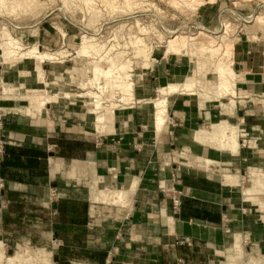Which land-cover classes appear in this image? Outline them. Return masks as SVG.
Here are the masks:
<instances>
[{
  "label": "crops",
  "instance_id": "obj_1",
  "mask_svg": "<svg viewBox=\"0 0 264 264\" xmlns=\"http://www.w3.org/2000/svg\"><path fill=\"white\" fill-rule=\"evenodd\" d=\"M235 66L245 74L239 91L249 95L231 114L172 95L160 134L148 103L155 72L135 86L134 104L116 111L104 135L89 111L0 109V242L36 231L59 264H226L239 245L264 257V192H245L251 173L264 174V100L251 99H264V57L237 56ZM156 73L167 83L181 76L173 61ZM223 115L248 134L237 155L194 138ZM225 171L240 175L238 184L224 181ZM104 189H133L130 208L95 201ZM173 192L181 196L178 211Z\"/></svg>",
  "mask_w": 264,
  "mask_h": 264
},
{
  "label": "rangeland",
  "instance_id": "obj_2",
  "mask_svg": "<svg viewBox=\"0 0 264 264\" xmlns=\"http://www.w3.org/2000/svg\"><path fill=\"white\" fill-rule=\"evenodd\" d=\"M15 1L6 0L4 5L0 3V35L2 31L8 33L24 49L37 46L43 53L59 54L56 60L47 61L42 65L48 82V85H46L38 80L35 72L36 62L28 59L16 61L15 58L18 55L13 56L7 53L10 51L19 53L20 51L14 49L8 51L5 42L0 36V109L2 113H4L3 111H26L29 114L40 113V110L35 109L21 99V95H31L39 91H46L45 96L58 94L52 105H60L63 108L72 107L85 112L89 111L93 108L91 105L92 99L78 98L73 95L89 91L99 92V85L94 84L93 87L90 85L87 89H82L81 84L94 79L92 70L96 58H103L107 54V50L115 46V50L109 54L110 58L115 56L119 50H124L125 55L121 61L131 62L132 69L130 73L134 76L135 86L149 79L150 75L155 72L154 99L158 95L155 90L161 85L188 83L193 85L192 91L196 94L192 98L195 102L198 100L202 108L207 107V104H209L213 107H219L218 111H225L226 114H231L233 109H235L238 97L244 98L249 95L246 92L239 91L240 88L237 81L243 80L245 74L242 75L240 72L243 73V71L235 66L236 57H245L247 54L251 57L259 55L264 57V22L258 23L256 21L258 17L264 18V0H200V4L198 2L192 3V0H132L129 3H125L124 0ZM198 27L203 29L201 30ZM2 28L7 30L4 31ZM200 31L211 37L223 38L216 41V44L219 43L222 46L221 50L223 51L220 50L212 58H200L189 53L185 55L166 54L165 43L170 40L175 32L181 33L185 37H190L193 35L197 36ZM83 35L89 38L96 37V40L97 38L99 39L98 42H102L105 45L98 57H85L78 54L82 48ZM137 38L142 40V46L138 51H141L143 56H147L144 59L145 64L149 65L146 70L142 67L141 62L133 57L132 48L129 45ZM223 40L227 43L224 44L225 41L223 42ZM224 46L226 51L231 49L230 52L232 53L229 58L223 59V62L230 64L233 61V69L237 75V81L233 83L232 91L237 92L238 90L240 96L229 93L223 94L219 86L216 67L218 61L222 60L225 50ZM105 58L106 60L104 59L99 64L103 68H108V59L107 57ZM169 61L170 63L171 61L174 64L176 63L177 70L181 72V76L177 78L176 83H167L169 80L166 76H159L156 73V71H165V66ZM200 65L203 66L201 71H199ZM3 67L6 68L5 72H2ZM5 87L16 90L10 91L9 94H4ZM66 93L72 96L66 98L64 97ZM111 93L113 94V92ZM44 98L43 95L39 96L40 100ZM154 99L148 101V103H151L149 104L151 108H153ZM251 99L255 103H258L257 100H264L262 97L253 96ZM121 106L116 107L115 111L127 105L121 104ZM225 116H216L217 118L214 122H226L231 126L238 127L240 144L249 146V144L243 143L244 140H247L246 137L248 135L244 132L243 127L238 126L236 122L232 123V121L227 120ZM169 120L168 115L167 121L169 122ZM200 130L212 132L214 128L209 125L208 128ZM210 145L213 149L223 152L220 148ZM212 163L211 161L204 162L206 166ZM251 174L264 176L261 172ZM248 189L250 190L251 188ZM252 189L256 190L254 191L255 193L264 192L262 189L257 190L254 185H252ZM23 234L27 235L20 238L19 241L17 240L16 243L10 241L0 242V248L5 250L6 256L16 257L19 264H43L44 261L42 263L40 260L47 255L50 256L49 264H59L56 255L54 253L53 255L51 254L50 241L44 240V245H38L39 238L36 231H28ZM55 242L56 240L53 241L54 244ZM240 248H243V246L239 245L236 250L232 251L230 256H228V260ZM245 253L246 258L252 256L261 258L263 256L260 253L256 255L247 251ZM3 262L8 264L6 259Z\"/></svg>",
  "mask_w": 264,
  "mask_h": 264
},
{
  "label": "bare ground",
  "instance_id": "obj_3",
  "mask_svg": "<svg viewBox=\"0 0 264 264\" xmlns=\"http://www.w3.org/2000/svg\"><path fill=\"white\" fill-rule=\"evenodd\" d=\"M130 1L132 0H124L125 3H129ZM197 2L200 4V0H192V3H197ZM0 3L4 5L6 4V0H0ZM256 21L258 23L259 22L263 23L264 18L258 17ZM199 29L202 30L203 28H199ZM2 30L5 31L7 29L2 28ZM0 36L2 40L5 42V45L8 51H10L11 49H14V50H19L21 52V53L20 52L16 53V51L14 52L10 51L7 54L8 55L11 54L13 56L18 55L17 58H15L16 61H21L23 59L35 61L36 62L35 72L38 77V80L41 83L48 85L42 65L46 63L47 61L51 62V61L56 60V57L59 53L58 54L43 53L38 49L37 46L24 49L23 46L18 41H15L13 38H11V36L8 35V33L2 31ZM95 38L96 37L89 38L88 36L83 35L82 43H81L82 48L80 49L78 54L84 55L85 57L86 56L88 57L94 56V58L95 56L98 57L101 50L105 48V45H103L102 42H98L99 41L98 38L97 40ZM219 39L222 40L223 38L213 37V36L211 37L208 34L204 33L203 31L198 32L197 36L193 35L190 37H185L183 36V34L175 32V34L170 38V40L165 43L166 44V54H175V55L184 54L185 55L186 53L187 54L189 53L192 56L196 55L197 57L199 56L200 58L201 57L212 58L214 57L215 54H217L221 50L222 46H220L219 43L216 44L217 43L216 41ZM224 39H225V36H224ZM224 41L225 40H223V42ZM141 43H142V40L137 38V40L131 42L129 45L131 46L130 48H132L133 57L136 60H139L141 64L143 65L142 67L146 70L149 67V65L145 64V60H144L147 58V56H143L142 52L138 51L140 50V47L142 46ZM226 43L227 42L225 41L224 44ZM114 47L115 46L110 47L106 52L107 54L105 53L106 55L104 57L102 56L103 58H96L97 61L92 57L95 60L94 62L95 65L92 70L94 74V79H90L87 82L84 80L85 82H83L82 84L80 83L82 85L81 87L82 89H87L88 86L90 85L93 87L94 84L99 85V92L95 93V92L89 91V92H83L80 94L73 95L78 98L92 99L91 105L93 106V108L89 110V114L94 117L95 131H96V134L98 135H104L105 133L111 132L113 130L114 122H115L116 107L121 106V104L129 106V104H131L134 101L135 80H134V76L130 73V70L132 69L131 68L132 64L129 61H124V62L121 61L122 57L125 55V53L123 52L124 50L123 51L119 50L117 54L115 53L116 54L115 56L110 58L109 54H111V52L115 50ZM224 49H225V46H224ZM228 50L227 51L226 49L224 50L223 55H222V60L218 61V64L216 67L217 73H218L219 86L223 94L229 93V94L238 96V93L236 91H232L233 86H234L233 83L237 81L236 71L233 69L234 63L233 61L230 62V64H226L225 62H223V59L225 58L227 59L229 58V56H231V53H232L230 52L231 49H228ZM60 55L62 54L60 53ZM105 57H107L108 59L107 60L108 68H103L99 64V62L104 61V59L106 60ZM201 67L203 68V66L200 65L199 71L202 70ZM192 87H193L192 84L185 83V84H180V85L179 84L178 85L166 84L158 88L157 98L153 100L154 127L158 134L164 131V128L168 120V114H169L168 113V100H169L168 97L174 94L176 95L177 93L187 94L190 96H196V94H194L192 91ZM14 90L13 88L5 87L3 92L4 94H9L10 91L13 92ZM111 92H113V94ZM45 93L47 92L39 91L31 95L30 94L24 95V96L21 95V99L29 103L35 109H38L41 111L43 109H46L48 105L54 103V100L56 99V97H58V94L54 96L52 95L45 96ZM41 95L45 97L43 100L39 99V96ZM70 96L72 95H70L69 93L64 94V97L66 98H69ZM213 128L214 130L212 132L202 131V130L196 131L194 133V138L196 139L197 142L206 143L209 145L212 144L213 146L220 148V150H222L224 153H230V154L237 155L242 146L239 142L240 141L239 140V128L231 126L227 124L226 122H219L217 123V125L216 124L213 125ZM223 177L225 178L224 181L231 182L232 184H235V185L238 184L239 179L241 178L240 175L238 174L233 175L227 171H225V174ZM250 177H251L250 180L252 182V185H254V187H256L257 190H261V189L264 190V176H260L258 174H251ZM132 188L134 187L132 186ZM254 191L256 190L254 189L245 190V192L249 195L255 193ZM132 193H133V189L131 190L129 189L128 190L105 189V190L98 191V193L94 196V200L97 202L104 203V204H111L115 206L125 207L128 205ZM244 250H245L244 248H240L234 256H231L229 258L226 264H264L263 256H261V258H256L254 256L246 258L245 257L246 251L244 252ZM49 258L50 256L46 255V257H44L40 261L41 262L44 261V263L47 264L49 261ZM4 259H6L8 264H19L18 259L16 257L6 256L5 250L3 248H0V264L6 263V262H3Z\"/></svg>",
  "mask_w": 264,
  "mask_h": 264
},
{
  "label": "built area",
  "instance_id": "obj_4",
  "mask_svg": "<svg viewBox=\"0 0 264 264\" xmlns=\"http://www.w3.org/2000/svg\"><path fill=\"white\" fill-rule=\"evenodd\" d=\"M3 145H4V141L0 140V148H1L0 154H2ZM171 199H172V203H173V209L175 211H178L180 206H181V196L179 194H177L176 192H173Z\"/></svg>",
  "mask_w": 264,
  "mask_h": 264
}]
</instances>
